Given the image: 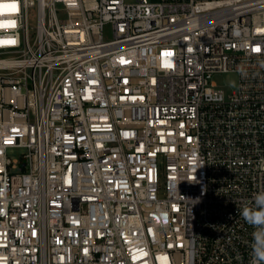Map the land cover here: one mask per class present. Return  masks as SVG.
<instances>
[{
    "label": "built area",
    "instance_id": "2783aa9c",
    "mask_svg": "<svg viewBox=\"0 0 264 264\" xmlns=\"http://www.w3.org/2000/svg\"><path fill=\"white\" fill-rule=\"evenodd\" d=\"M260 191L264 0H0V264H250Z\"/></svg>",
    "mask_w": 264,
    "mask_h": 264
},
{
    "label": "clouds",
    "instance_id": "9594fccd",
    "mask_svg": "<svg viewBox=\"0 0 264 264\" xmlns=\"http://www.w3.org/2000/svg\"><path fill=\"white\" fill-rule=\"evenodd\" d=\"M240 216L253 227L250 264H264V191L254 194L252 206H244Z\"/></svg>",
    "mask_w": 264,
    "mask_h": 264
},
{
    "label": "rangeland",
    "instance_id": "374dc122",
    "mask_svg": "<svg viewBox=\"0 0 264 264\" xmlns=\"http://www.w3.org/2000/svg\"><path fill=\"white\" fill-rule=\"evenodd\" d=\"M103 36L105 39H108L111 37V29L109 25H106L104 27ZM217 80L222 81V83L225 85L224 90L225 92H230V90L234 89L237 85V77L233 73H227L222 75L215 76ZM25 150L22 148H14L7 152L8 156L11 159H19L21 157V154Z\"/></svg>",
    "mask_w": 264,
    "mask_h": 264
},
{
    "label": "snow or ice",
    "instance_id": "6c2138e0",
    "mask_svg": "<svg viewBox=\"0 0 264 264\" xmlns=\"http://www.w3.org/2000/svg\"><path fill=\"white\" fill-rule=\"evenodd\" d=\"M11 7H12L13 9H15L16 5L13 4V5H11ZM253 50H254V51H259L260 49H259V48H255V49H253ZM165 66H170V63L167 62V61H165ZM14 131H15V130H14Z\"/></svg>",
    "mask_w": 264,
    "mask_h": 264
}]
</instances>
